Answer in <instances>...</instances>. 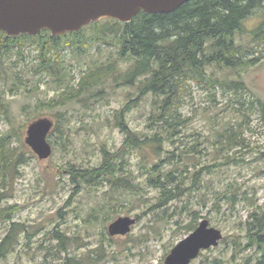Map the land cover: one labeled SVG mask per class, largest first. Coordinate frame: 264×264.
Segmentation results:
<instances>
[{
	"label": "rangeland",
	"instance_id": "374dc122",
	"mask_svg": "<svg viewBox=\"0 0 264 264\" xmlns=\"http://www.w3.org/2000/svg\"><path fill=\"white\" fill-rule=\"evenodd\" d=\"M262 11L258 7L245 20L248 30L260 23ZM111 54L115 56L113 49L103 47L72 66L74 82L79 80L81 68L91 61H105ZM30 59L33 54L26 56L27 62ZM130 62H121L120 68L126 69ZM241 79L245 90L221 84L206 87L190 80L181 94L179 133L174 142L163 143L164 151L157 155L149 152L148 160L136 150L126 151L118 159L123 171L117 175L131 182L133 187L128 189L112 187L103 176L76 183L68 170L72 164L78 169L99 166L102 149L115 152L121 146L124 133L115 125L116 116L138 95L137 86H112L110 81L103 89L92 88L63 106L49 105L60 90L47 77L30 76L28 87L22 86L15 93L5 88L0 136L16 131L18 136L12 137L11 145H25L20 147L25 156L0 189L2 204L15 206L11 219L0 222V240L12 222L20 225L15 246L0 264H63L68 256L88 255L95 258L92 264H164L171 248L204 218L221 231L222 239L217 246L201 251L190 264H242L253 254V250L237 245L245 242L247 214L264 206V159L259 157L264 151V123L258 103L264 102V59L243 71ZM152 100L151 94L142 96L125 115L128 126L139 135H150L157 128V123L149 125L148 121ZM57 114L61 130L48 136L52 153L38 160L25 148L26 125L33 118L55 119ZM228 132L244 145L227 154L217 141L224 140L222 136ZM168 150L188 163L179 184L180 194L173 199L162 197V188L148 184L150 174L171 169L164 159ZM227 155L235 160H228ZM153 160L157 167L152 171ZM119 216L135 218L136 222L127 234L112 237L107 226ZM55 232L68 237L66 252L56 247L58 241L52 239Z\"/></svg>",
	"mask_w": 264,
	"mask_h": 264
},
{
	"label": "trees",
	"instance_id": "16d2710c",
	"mask_svg": "<svg viewBox=\"0 0 264 264\" xmlns=\"http://www.w3.org/2000/svg\"><path fill=\"white\" fill-rule=\"evenodd\" d=\"M262 3V0H190L170 12L150 14L141 11L127 22L104 18L77 31L55 36L49 30L35 35L11 36L0 30V106L6 107L1 100L4 89L9 88L10 93H15L22 86L28 87L30 76L47 77L60 90L49 102V105L58 106L78 99L92 88L103 89L110 81L114 83L112 86H137L138 95L130 98L116 116L115 125L124 133L121 146L115 152L102 149L99 166L78 169L72 164L68 170L76 183H79L78 179L88 182L103 176L112 187L128 189L133 185L126 177L117 175L123 171V163L118 159L126 151L136 150L141 152L142 159L148 160L149 152L157 155L164 151L163 143L174 142L179 133L181 94L190 80L206 87L221 84L235 90L246 89L241 73L264 59V11L255 28L248 30L244 22L258 7L264 10ZM103 47L113 49L115 56L111 54L105 61L88 63L81 68L79 80L75 83L72 66L78 65L92 51L101 52ZM31 54L33 59L27 62L26 56ZM127 60H131L129 66L121 69L120 63ZM147 94L153 97L149 125L157 123V128L145 136L128 126L125 115ZM258 103L264 123V102L259 100ZM53 120L50 134L61 130L59 114ZM13 133L0 136V189L7 179L12 178L25 156L20 149L25 145H11L12 137L18 136L16 131ZM222 137L224 140L217 143L221 148L225 146L227 154L236 146L244 145L238 141V136L232 137L229 132ZM25 148L31 152L29 147ZM260 152L259 157L264 159V151ZM165 153L164 159L171 169L150 174L148 184L162 188V197L173 199L180 194L179 184L184 171L188 170V163L177 158L174 150ZM226 158L235 160L228 155ZM180 164L183 168L179 167ZM156 167L153 160L151 170ZM176 180L179 182L170 187ZM2 195L0 190V222L10 220L15 211L14 205L2 204ZM19 226L12 222L0 240V260L15 246ZM193 229L191 226L190 230ZM244 238V244L238 242L237 245L241 249L253 250V254L242 264H264V206L248 212ZM52 239L58 241L56 247L59 251L66 252L68 237L64 233L55 232ZM94 261L90 255L68 256L63 264H92Z\"/></svg>",
	"mask_w": 264,
	"mask_h": 264
},
{
	"label": "water",
	"instance_id": "95a60500",
	"mask_svg": "<svg viewBox=\"0 0 264 264\" xmlns=\"http://www.w3.org/2000/svg\"><path fill=\"white\" fill-rule=\"evenodd\" d=\"M190 0H0V30L8 36L35 35L49 30L51 35L77 31L83 26L104 18L130 21L143 11L150 14L175 10ZM54 120L43 116L26 125L24 143L37 156L47 159L52 153L48 135ZM135 218L119 216L107 226L110 236L127 234ZM222 239L219 229L201 219L186 237L177 242L164 259V264H190L199 253L217 246Z\"/></svg>",
	"mask_w": 264,
	"mask_h": 264
},
{
	"label": "bare ground",
	"instance_id": "6f19581e",
	"mask_svg": "<svg viewBox=\"0 0 264 264\" xmlns=\"http://www.w3.org/2000/svg\"><path fill=\"white\" fill-rule=\"evenodd\" d=\"M171 108V107H170ZM177 188V187H176Z\"/></svg>",
	"mask_w": 264,
	"mask_h": 264
}]
</instances>
